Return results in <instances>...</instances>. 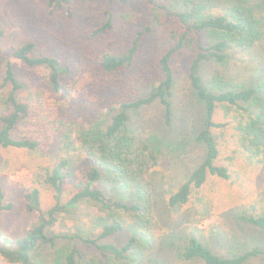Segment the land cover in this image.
<instances>
[{
	"label": "trees",
	"instance_id": "trees-1",
	"mask_svg": "<svg viewBox=\"0 0 264 264\" xmlns=\"http://www.w3.org/2000/svg\"><path fill=\"white\" fill-rule=\"evenodd\" d=\"M111 1L127 4L131 0ZM139 1L151 6L155 18V11L161 10L180 24L170 36L175 46L160 59L164 78L152 85L147 93L113 100L108 111L99 113L94 119L66 122L62 118V105L74 100L73 92L80 80L70 83L64 80L71 75L72 68L61 58L38 54L35 42L24 43L15 49L11 55L13 58L30 68L48 71L44 83L39 86L19 79L11 60L6 64L0 85V147L39 153L44 162L39 163L34 171L35 180L52 188L57 199L56 206L43 212L41 190L34 186L26 190V209L37 214L39 220L24 237L16 240L0 229V256L12 264H41L43 256H48L47 249L55 248L58 241L63 240L96 249L103 264L146 263L145 252L153 239L154 219L152 191L146 177L158 164L161 141L143 142L129 133L126 127L132 111L155 102L163 106L166 124L173 125L171 98L176 84L173 58L179 51L191 49L201 35L206 38L190 66L189 80L197 99L203 104L204 115L196 120L190 135L193 134L197 144L203 145L205 152L200 164L175 191H171L168 206L177 209L186 205L193 192L202 188L209 176L230 178L228 167L217 164L220 142L215 130L229 128V124L213 120L219 106L236 112L231 127L241 153L264 164V53L258 49L264 38V0H172L169 4L165 0ZM64 7L71 12L72 0H49L52 11ZM214 8L220 9L214 12ZM109 29L110 22L95 34ZM150 31L151 27H147L138 32L132 45L121 54L103 55L100 58L103 72L114 75L132 70L141 44ZM3 36L4 31L0 29V39ZM235 52H247L253 60L261 63L249 72L248 80L226 74L229 60L233 59ZM206 61L222 69L210 79V88L203 85L200 75L201 66ZM18 129H22L23 134H19ZM55 142L57 154H49ZM80 152L93 166L85 170L76 182L77 162L73 154ZM71 184L73 188L64 203L63 197ZM83 201L94 202L105 214L99 221L100 233L96 237L51 235L50 228L57 223L60 213ZM12 209L13 204L6 202V191L0 187V214ZM238 218L264 230V216L240 214ZM118 235H127L123 239L125 243L120 245L107 241ZM181 240L182 244L175 247V255L186 262L245 264L264 254V250L255 247L240 255L230 251L231 254L226 256L216 254L198 229L189 231ZM82 260V251L74 244L64 262L87 264Z\"/></svg>",
	"mask_w": 264,
	"mask_h": 264
},
{
	"label": "rangeland",
	"instance_id": "rangeland-1",
	"mask_svg": "<svg viewBox=\"0 0 264 264\" xmlns=\"http://www.w3.org/2000/svg\"><path fill=\"white\" fill-rule=\"evenodd\" d=\"M171 2L165 0L166 4ZM219 9L214 8V12ZM155 14L157 18L151 6L139 0H131L127 4L111 0H72L71 12L66 7L52 11L49 0H0V29L4 31L0 39V85L9 60L13 62L19 79L31 82L32 86L44 83L48 71L30 68L11 56L22 44L35 42L38 54L57 56L71 66L72 73L65 77V81L80 80L73 92L74 100L62 105L64 121L94 119L99 113L107 112L113 100L147 93L152 85L164 78L160 59L175 46L170 36L180 24L166 12L157 10ZM109 22L111 29L95 34ZM147 27H151V31L141 44L135 67L114 75L105 74L100 58L107 53L121 54L132 45L137 33ZM205 38L201 35L191 49L181 50L173 58L176 79L171 98L173 125L166 124L164 108L155 102L132 111L126 127L138 140L148 143L161 141L158 164L146 177L152 191L154 219L153 239L145 252V264H203L186 262L175 255V247L182 244L181 238L193 229H198L203 240L222 256L230 255L229 251L240 255L254 247L264 250V230L238 218L240 214L264 216V164L241 153L231 127L235 121L234 110L219 106L213 118L217 123L229 124V128L217 129L215 133L219 135L220 142L217 164L228 167L230 178L209 176L203 187L193 192L186 205L177 209L168 206L171 191H175L200 164L205 152L203 145L197 144L193 134L190 135L192 126L203 117L204 111L189 80L190 66L199 55L200 44L204 45ZM258 49L264 53V38ZM233 55L227 76L248 80L249 72L261 64L247 52H235ZM220 70L210 62H203L200 69L203 85L209 87L210 79ZM18 133L23 134V130L18 129ZM48 153L57 154V142ZM80 154H73L77 162L76 182L85 170L93 166L85 155ZM41 158L39 153L0 147V187L6 191V202L13 204L12 210L0 214V229L14 240L24 237L39 220L37 214L26 209L28 188L34 186L41 190L43 212L57 204L55 191L35 180L34 171L39 163L44 162ZM72 188V184L68 186L64 203ZM101 217L105 214L99 206L83 201L60 213L50 233L96 237L100 233ZM126 238L127 235H118L107 241L121 245ZM58 242L55 248L47 249L48 256H43L41 264H65V257L74 244L82 251V263L103 264L100 252L94 248H87L79 242ZM0 264L12 263L0 256ZM245 264H264V254Z\"/></svg>",
	"mask_w": 264,
	"mask_h": 264
}]
</instances>
